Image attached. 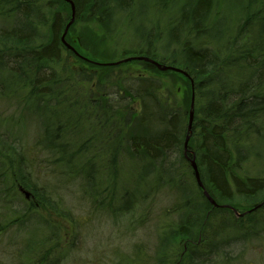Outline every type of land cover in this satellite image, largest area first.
Here are the masks:
<instances>
[{
	"label": "trees",
	"instance_id": "obj_1",
	"mask_svg": "<svg viewBox=\"0 0 264 264\" xmlns=\"http://www.w3.org/2000/svg\"><path fill=\"white\" fill-rule=\"evenodd\" d=\"M71 1L75 21L113 24L137 10V0ZM141 1L167 13L166 32L137 26L134 50L121 57L146 56L187 76L143 59H83L61 39L66 0H0V98L15 102L0 108V235L17 236L15 264H64L73 251L81 225L60 199L72 181L90 213L121 222L123 233L155 224L151 247L136 243L112 264H233L236 246L264 237V169L244 172L264 141V0ZM71 56L86 66L68 64ZM192 157L217 204L243 213L263 203L243 215L212 205ZM162 193L172 204L158 214ZM53 214L70 223L68 240Z\"/></svg>",
	"mask_w": 264,
	"mask_h": 264
},
{
	"label": "rangeland",
	"instance_id": "obj_2",
	"mask_svg": "<svg viewBox=\"0 0 264 264\" xmlns=\"http://www.w3.org/2000/svg\"><path fill=\"white\" fill-rule=\"evenodd\" d=\"M141 3V0H137L134 7L137 10L133 12V20L129 19V17H132V13L126 15L121 13V19L117 23L113 22V24L109 22L98 23L95 20L88 18L75 21L74 17L64 39H67L68 43L74 46L78 51L77 53L83 59L90 60L93 64L98 66L112 65L110 63L122 59L121 52L124 50L128 52L134 50V47L130 44V39H139V32L136 31L137 26L141 28V31L144 29V31H148L152 24L158 25L155 26V30H160L162 33L166 32V29L164 28H167L165 25L168 19L167 13L163 12L164 14H160L156 9L154 10L152 8L151 4L140 5ZM140 8H144L145 13H140ZM223 8L225 9L223 12L227 22L231 21V8L227 6H223ZM112 21H115V19L113 18ZM104 39H116L117 41L119 39L127 40L121 45L120 43L115 42L112 46ZM161 39L165 38L161 36ZM125 54L124 57L131 55L128 53ZM83 59H75L71 56L67 63H72L74 66L83 63L84 66H86L83 62L85 60ZM135 63L131 66V68L135 70L134 72L138 70V66L135 65ZM178 73L180 74V72ZM179 77H181V79L179 78V80H177L176 88L178 89L177 91L180 92L184 89L185 81L182 75ZM9 101L10 104L2 101L0 98V108L3 109V113L9 109V107L7 109L6 105H10L11 107L14 106L15 102L11 100ZM8 112H10V109ZM28 132L31 135L33 129H29ZM259 150L260 156L252 161L251 155L248 160L249 162L244 165V172H249L253 175L259 170V168L264 169V141L261 144V147H259ZM37 174H39L38 171ZM62 189L63 192L60 194V199L63 202L62 204L64 206L66 205L65 207L67 208L68 206L71 209L73 208L72 212L74 217L79 219L78 221H80L81 225L80 235H78L76 246L67 256L64 264H112L116 261L117 254L120 250H129L136 243L140 242L150 247L153 245L152 242L155 233L153 228V226L155 227L154 222L151 221L145 224L144 227L139 228L135 232L125 231L123 233L121 222L120 225L114 223L104 213H101V211L90 213L89 207L86 206L85 201L80 199V191L73 181L68 183V185L66 184ZM167 195L168 194L166 193L159 195V201L156 202L154 207L158 214L161 213L165 207L172 204V202H170V196ZM3 211L4 208H0V217ZM80 218L82 220H80ZM52 219L59 225L62 240H68L72 231L70 223H67V221L54 214ZM16 238L17 236H13L12 232L0 235V264H15L10 258L9 244L12 240H16ZM232 254L237 256L233 264H264V237L236 246Z\"/></svg>",
	"mask_w": 264,
	"mask_h": 264
},
{
	"label": "water",
	"instance_id": "obj_3",
	"mask_svg": "<svg viewBox=\"0 0 264 264\" xmlns=\"http://www.w3.org/2000/svg\"><path fill=\"white\" fill-rule=\"evenodd\" d=\"M68 1V3L70 4V9H71V15H70V19L69 21L67 22V24L65 25V28L63 30V33L61 35V39H62V42L64 43V45L66 47H69L73 50V48L71 47V45H69L66 41H65V34L70 26V24L73 22L74 20V17H75V9H74V5H73V2L71 0H66ZM132 59H143V60H146V61H149L151 63H153L157 68H159L160 70H166V69H171V70H174V71H177V72H180L182 73L183 75L187 76L185 74V72H183L181 69L177 68V67H174V66H171V65H165V64H161L155 60H152L146 56H127V57H124L122 59H119L115 62H112L110 64H118V63H121V62H126V61H129V60H132ZM193 105H194V95H193V92L191 94V99H190V105H189V121H188V129H187V135L185 137V149H186V146H187V141L189 139V133H190V126H191V122H192V117H193ZM190 161V165L192 167V170H193V175H194V178H195V181H196V184L201 188L202 190V193L203 195L207 198V200L214 206H223V207H228L230 209H232L236 215H243L244 213H238L237 211H235V209L229 205H220V204H217L213 198L208 194V192L205 190L203 184L201 183V180H200V177H199V173H198V169H197V166L195 164V160H194V157L190 158L189 159ZM21 191H23L24 193V196L27 198L29 196V192L26 191V190H23L21 189ZM264 202V201H263ZM263 202L259 203L257 206H254L252 209L250 210H253L257 207H259ZM250 210L248 211H245L246 212H249Z\"/></svg>",
	"mask_w": 264,
	"mask_h": 264
}]
</instances>
